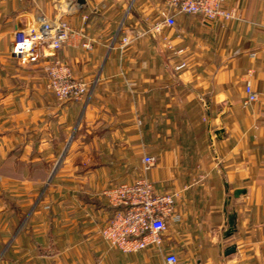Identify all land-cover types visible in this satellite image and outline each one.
Listing matches in <instances>:
<instances>
[{"label":"crops","instance_id":"0c3cea01","mask_svg":"<svg viewBox=\"0 0 264 264\" xmlns=\"http://www.w3.org/2000/svg\"><path fill=\"white\" fill-rule=\"evenodd\" d=\"M161 8L0 0V264H164L169 252L181 264H264V96L243 104L247 82L264 94V0H227L228 21L183 14L137 37ZM59 14L93 43L75 36L55 54L88 82L80 101L47 88L46 62L11 53L39 16ZM143 177L178 195L179 220L160 247L126 253L101 235L115 211L104 191Z\"/></svg>","mask_w":264,"mask_h":264},{"label":"built area","instance_id":"2783aa9c","mask_svg":"<svg viewBox=\"0 0 264 264\" xmlns=\"http://www.w3.org/2000/svg\"><path fill=\"white\" fill-rule=\"evenodd\" d=\"M163 8L159 11V20L146 33L160 34L165 28L173 29L180 15H197L206 23L219 20L228 21L234 13L225 8L227 0H161ZM75 4V3H72ZM66 14H69L68 11ZM71 14V13H70ZM65 14L52 18L41 15L15 42L11 51L13 57L23 63L46 62L47 88L60 102L80 101L89 91L88 82L74 75L69 64L54 55L75 36L83 42L82 47L92 49V40L83 30L77 31L66 19ZM87 20L88 16H83ZM132 42L125 36L121 41L124 48ZM171 47V45H170ZM264 59V49L262 51ZM182 61L177 69L186 67ZM251 70L248 71L251 74ZM264 94L255 91L250 82L245 85L244 106L260 100ZM145 169H149L155 158L146 155L143 158ZM107 201L114 208V213L101 230V235L111 248L126 253L138 252L150 245L160 247L162 234L168 229V222L179 220L174 215L177 194L157 192L153 183L146 177L133 183H117L104 191ZM164 264H181L176 253L169 252L164 257Z\"/></svg>","mask_w":264,"mask_h":264},{"label":"water","instance_id":"95a60500","mask_svg":"<svg viewBox=\"0 0 264 264\" xmlns=\"http://www.w3.org/2000/svg\"><path fill=\"white\" fill-rule=\"evenodd\" d=\"M78 1L81 2V0H78ZM221 133H223V130H219V131L216 132V134L218 135V137H219V135ZM235 220H236V215L233 214V215H230L229 216V219H228L229 229L227 231V235H231L234 232V230H235ZM234 250H235V248L234 247H231V248H229L227 250V252L228 253H232Z\"/></svg>","mask_w":264,"mask_h":264},{"label":"rangeland","instance_id":"374dc122","mask_svg":"<svg viewBox=\"0 0 264 264\" xmlns=\"http://www.w3.org/2000/svg\"><path fill=\"white\" fill-rule=\"evenodd\" d=\"M15 45V44H14ZM54 57H55V55H54Z\"/></svg>","mask_w":264,"mask_h":264}]
</instances>
